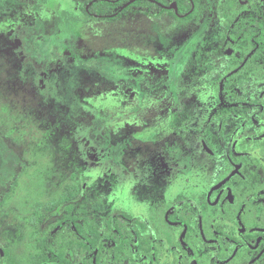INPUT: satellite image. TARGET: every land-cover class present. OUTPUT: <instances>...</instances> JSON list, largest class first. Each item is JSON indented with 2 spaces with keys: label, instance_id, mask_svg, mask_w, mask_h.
<instances>
[{
  "label": "flooded vegetation",
  "instance_id": "obj_1",
  "mask_svg": "<svg viewBox=\"0 0 264 264\" xmlns=\"http://www.w3.org/2000/svg\"><path fill=\"white\" fill-rule=\"evenodd\" d=\"M94 1L80 0L88 15L80 11L84 19L78 20L127 23L143 15L163 21L164 32L178 36L167 67L175 107L165 114L164 105L158 106V112L166 115V126L156 129L159 135L167 133L178 141L165 163L146 157L136 166L128 191L121 190L118 179L131 167V145L122 159L116 153L97 170L86 171L89 178L109 180L108 194L95 188L90 196L86 180L65 186L62 193H72L67 207L71 204L76 212L81 206L80 215L64 209L46 215L50 204L40 211L34 206L29 217L31 250L25 255L0 243V264H37V255L43 254L36 250L38 239L55 237L42 232L59 220L55 228L65 225L75 230L74 219L78 234L65 238L78 239L80 245L76 251L67 249L62 264H85L84 246L89 245L87 238L92 239L86 235L89 226L99 231L96 244L104 245L99 264L111 262L114 253L109 246L120 243L129 252L123 264H264V0H151L162 9L157 16L133 11L125 17L118 14L137 0L121 9L126 0L116 12L105 15L89 13ZM34 3L49 6L52 0ZM62 3L66 13L68 2ZM46 31L55 37L51 27ZM71 31L55 38H65ZM156 34L154 40L167 37ZM16 40L25 48L21 38ZM31 62L36 66V60ZM143 128L146 138L140 137L154 143L147 131L152 128ZM16 184L14 177L7 185L0 180V207L12 199ZM53 216H58L54 222ZM108 227L112 235L101 237ZM95 254L97 249L88 254L93 264ZM46 255L42 264H60L52 252Z\"/></svg>",
  "mask_w": 264,
  "mask_h": 264
},
{
  "label": "rangeland",
  "instance_id": "obj_2",
  "mask_svg": "<svg viewBox=\"0 0 264 264\" xmlns=\"http://www.w3.org/2000/svg\"><path fill=\"white\" fill-rule=\"evenodd\" d=\"M67 2L72 6L75 0ZM62 5V0L38 7L34 0H0V180L6 185L17 180L12 199L0 207V243L25 255L31 250L34 206L42 210L69 183L85 180L90 196L95 188L108 194L109 180L89 178L86 171L105 165L110 155L122 159L131 145V167L118 179L128 191L136 166L146 157L165 163L178 141L156 130L166 126L158 106L164 105L165 114L175 107L167 67L178 36L165 33L163 21L143 15L108 23L80 21L83 16L69 12L72 31L56 39L46 30ZM156 32L167 37L154 40ZM130 126L141 127L127 131ZM143 126L152 128L147 131L154 143L144 140Z\"/></svg>",
  "mask_w": 264,
  "mask_h": 264
},
{
  "label": "trees",
  "instance_id": "obj_3",
  "mask_svg": "<svg viewBox=\"0 0 264 264\" xmlns=\"http://www.w3.org/2000/svg\"><path fill=\"white\" fill-rule=\"evenodd\" d=\"M85 3L89 2L90 0H84ZM126 2V0H96L94 1L90 6H89V13H93V14H111L114 13L118 10V8L124 3ZM79 5V8L76 9L75 6ZM65 9L62 10V8L60 6H58L55 10V16H54V26L51 27V30H54V35L55 37L58 35H62V37H64L69 30H71L70 28L72 27L71 22L68 19V15L65 14ZM128 10L131 11H135V12H143L146 13L148 15L151 16H157L162 9L160 8V6H158L157 3L152 2L151 0H137L134 3H132L131 5H129L127 8H125L121 13L118 14V17H121L122 15H125L129 12H127ZM80 11L84 14V15H88V13L86 12V10L84 9L83 6V2H80V0H75V3L71 6L69 5L68 10L66 9V13L69 14V12L75 13V14H79ZM64 13V16H61L60 14ZM111 20H115L114 18ZM75 26V25H74ZM61 38V37H59ZM72 197V193L70 191L64 192L60 195L59 198L53 200L52 205L47 206L46 209V215H48L49 213H54L56 210H58L59 212L61 211V209H64V213L70 214V213H76V214H81V206L79 209H76V212L73 211L74 208L72 206L69 205V207H67V201H69ZM43 217V215H42ZM42 217L39 219V223L42 219ZM76 218V217H75ZM58 221H56L54 223L53 226L49 227L48 229L46 228L45 231H43L42 233L45 234V236H49V235H53L55 237H53L52 241H48L46 239H42L39 238L36 245H37V249L38 252L42 251V258H39L37 255V264H42L45 263L44 261L47 260V255L46 252H52L54 257V260H58L60 264H62V262L65 260V255L67 252L73 250L76 251L77 248L79 247L80 243L77 240H74L71 238V236L69 238H65V236L67 235H77L78 234V223L77 220L74 219L72 221V224L75 227V230L72 228V226H65V225H60L59 228H55L56 224L58 226L57 223ZM40 225V224H39ZM38 225V228H39ZM38 233V232H37ZM40 233V230H39ZM70 233V234H69ZM86 235L87 236H92V239H88L87 238V242H89V245L91 244L92 247H89L88 244L85 243L84 249H85V264H93L92 262V257L88 256V254L90 255H94L95 250L97 249V254H95L96 256V264H99V255L98 253H101L102 250H104L103 246L100 243V247L96 244L95 241V237H97L99 235V231L96 230L93 226H89L87 231H86ZM112 235V230L110 227L106 228L105 230H103L101 237L102 236H109ZM68 246V248H66ZM109 247H112L111 249V253H114V257L111 260L112 264H123V260L125 258L126 255L128 254L124 251L126 249V245L124 243H120L116 246L113 247L112 244H110ZM69 249V251L67 250ZM123 251V254L119 253ZM110 261L107 264L111 263ZM73 264V263H70Z\"/></svg>",
  "mask_w": 264,
  "mask_h": 264
},
{
  "label": "water",
  "instance_id": "obj_4",
  "mask_svg": "<svg viewBox=\"0 0 264 264\" xmlns=\"http://www.w3.org/2000/svg\"><path fill=\"white\" fill-rule=\"evenodd\" d=\"M134 0H129L128 2H126L122 7H121V9L122 8H124L125 6H127L128 4H130L131 2H133Z\"/></svg>",
  "mask_w": 264,
  "mask_h": 264
}]
</instances>
